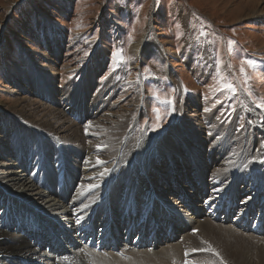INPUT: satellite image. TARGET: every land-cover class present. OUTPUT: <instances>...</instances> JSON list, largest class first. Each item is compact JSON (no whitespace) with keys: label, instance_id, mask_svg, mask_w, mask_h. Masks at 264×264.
Listing matches in <instances>:
<instances>
[{"label":"rangeland","instance_id":"rangeland-1","mask_svg":"<svg viewBox=\"0 0 264 264\" xmlns=\"http://www.w3.org/2000/svg\"><path fill=\"white\" fill-rule=\"evenodd\" d=\"M243 1L0 0V100L8 107L14 105L17 95L8 92L15 88L9 77L24 74L37 93L28 96L23 105L32 114L28 116L40 119L48 114L45 109H37L38 103L31 104V99L55 108V102L43 94L46 87H52L60 105L56 108L72 124L68 102L75 104L83 94L80 103L95 114L89 119L94 136L87 138L79 128L81 146L122 164L129 158L136 138H157L175 124L185 122V130L196 136L204 152L216 151V163L211 164L206 157L198 161L208 162L211 167L203 170L207 199L212 198L214 203L220 200L235 176L251 175L252 179L257 175L264 186V136L257 129L259 125L264 129V107L259 106L264 104V0H250L247 4ZM148 27L152 29L145 43L147 48L140 52L144 62H140L130 48ZM155 41L163 52L154 45ZM248 61L251 66L244 63ZM226 84L235 91H229ZM139 104L142 111L137 108ZM10 113L1 112L0 116L10 118ZM14 120L22 133L29 135L28 141H17L35 152L23 159L34 155L38 162L51 158L50 163H54L50 171L46 166L44 180L50 179L48 174L54 178V169L62 171L65 165L74 169V159H65L62 149L70 148L61 136L23 120L22 115L16 114ZM132 128L127 139L124 135ZM186 140L198 149L197 143ZM119 144L122 151L116 156ZM60 160L65 164L57 166ZM37 181L43 184L42 178ZM59 186L62 188V182ZM105 193L100 197L109 199L110 194ZM220 208L223 212L225 203ZM32 210L54 222L55 217L39 207L34 205ZM247 218L248 225L243 227L251 226L250 230L239 224L231 231L247 242L244 251L251 263L264 264V233L254 228L252 216ZM211 224L215 230L222 225L232 228L231 222L213 220ZM191 231V237L196 239L199 230ZM181 234H175L177 241ZM77 249L81 253L75 254L80 258L90 256L85 250L72 248ZM220 263L227 264L222 259Z\"/></svg>","mask_w":264,"mask_h":264},{"label":"bare ground","instance_id":"bare-ground-1","mask_svg":"<svg viewBox=\"0 0 264 264\" xmlns=\"http://www.w3.org/2000/svg\"><path fill=\"white\" fill-rule=\"evenodd\" d=\"M243 2L247 4L250 0ZM39 14L47 20L41 12ZM151 29L148 27L130 48L140 62H144L140 52L147 48L145 43ZM154 45L162 51L159 42L155 41ZM28 62L30 65L31 61ZM9 78L16 89L8 92L16 94L17 99L11 107L0 100L2 114L5 111L13 114L10 118L0 116V264H221V259L227 264H253L244 251L247 242L231 229L241 224L242 229L250 230L251 226L243 227L248 225L245 221L250 215L254 228L264 233V186L257 175L252 179L250 174L248 178L235 176L219 196L220 200L216 198L215 203L211 202L212 198L207 199L203 174L204 169L211 167L208 162L200 161L199 164L198 161L207 158L211 164L216 163V151L204 152L196 136L185 130V122L175 124L157 138L146 135L136 138L129 158L122 164L118 159L109 160L95 149L81 146V127L87 138L94 136L89 119L95 114L80 103L83 94L75 104L72 100L68 102V110L74 118L71 124L64 112L56 108L59 105L53 96L56 89L46 87L44 96L56 106L51 108L31 99V104L38 103L37 109H45V114L48 113L37 119L28 116L32 114L23 108L28 96L36 93L31 79L24 74ZM140 106H137L139 110ZM16 114L61 136L62 142L70 148L62 149L65 159H74V169L66 165L62 171L54 169V178L48 174L50 179L44 180L46 166L50 171L54 163L48 158L39 161L40 165L34 155H30L32 159L30 156L23 159L35 152L27 148L26 143L17 141H28L29 135L22 133L17 125ZM254 117L258 124L256 115ZM259 126L257 129L264 136L263 126ZM132 130L124 137L129 139ZM188 138L198 144V149L188 144ZM121 151L119 144L116 156ZM56 163L57 166L65 164L61 160ZM213 182L215 186L216 181ZM102 192L109 193L110 198H101ZM210 203L214 205L209 209ZM221 203H225L223 212L220 211ZM34 205L54 216V222L35 214ZM213 220L231 222L232 228L222 225L215 230L211 224ZM194 229L199 230L196 239L191 237ZM178 232L183 235L177 241L175 234ZM96 239L98 243L94 245ZM74 247L89 252L90 256L80 258L75 253L81 251H73Z\"/></svg>","mask_w":264,"mask_h":264},{"label":"snow or ice","instance_id":"snow-or-ice-1","mask_svg":"<svg viewBox=\"0 0 264 264\" xmlns=\"http://www.w3.org/2000/svg\"><path fill=\"white\" fill-rule=\"evenodd\" d=\"M130 39H131V37H130ZM231 43V42H230ZM115 55V54H114ZM244 63H247L249 66H251V62L250 61H248V62H244ZM146 71H147V69H146ZM241 73L243 74L244 73V68L242 67L241 68ZM224 87H226L229 91H235V89L232 87V85L231 84H226V85H224ZM168 103H171V101L169 100V101H167ZM259 106H261V107H264V104H261V105H259Z\"/></svg>","mask_w":264,"mask_h":264}]
</instances>
